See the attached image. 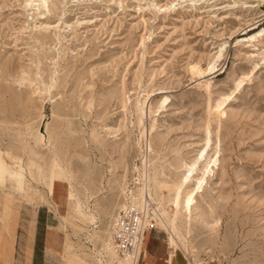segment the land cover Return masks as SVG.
<instances>
[{"label": "rangeland", "instance_id": "374dc122", "mask_svg": "<svg viewBox=\"0 0 264 264\" xmlns=\"http://www.w3.org/2000/svg\"><path fill=\"white\" fill-rule=\"evenodd\" d=\"M263 27L264 0H0V264L28 263L35 216V264H118L103 244L126 193L153 200L163 255L207 140L163 262L264 264Z\"/></svg>", "mask_w": 264, "mask_h": 264}, {"label": "bare ground", "instance_id": "6f19581e", "mask_svg": "<svg viewBox=\"0 0 264 264\" xmlns=\"http://www.w3.org/2000/svg\"><path fill=\"white\" fill-rule=\"evenodd\" d=\"M33 3H34L33 5H38L39 6V3H35V2H33ZM263 34H264V27L262 29H260V30H257L256 32L252 33L248 37L247 40L253 42L254 44H252V45L256 46L257 45L256 42H260L262 40ZM220 50H221V48H220ZM219 56H220V53L218 54L217 58ZM262 56L264 58V49H263V55ZM213 66L214 65L212 64L210 66V69ZM241 81H242V79H239L236 82V85L239 86ZM166 98L167 97L163 98L162 102H160V105H162V103H164ZM144 104H145V101L138 102V104H136V111L139 112V117H138V118H140L139 122H142V119H143V117L145 115ZM143 134H144V132L141 131L140 132L141 137L143 136ZM208 142L209 141L207 140L206 141V145L198 152V154H197L198 157H196L195 160L192 161L187 166L186 171L180 176L179 180L172 186L173 196L171 198V203H172V205H174V214H173V217L169 219L167 224L164 223V226L166 227V230L168 232V238H167V245L168 246H167V249H166L164 255L166 256L168 263L171 261L172 254H173V248L176 246V232H175L176 222H175V220H176L177 214H180L181 212H183L188 217L191 216L192 208L194 206V203L196 202L197 193L200 190H202L203 183L205 181L206 175L210 171L208 166H209V163L212 162L213 160H207L205 165H204V167H203L201 175L200 176H196L197 175L196 174L197 160H199L200 158L206 156V154H207L206 150L208 148ZM147 148H150V150H152V147H151L150 143L149 144L147 143ZM58 171L60 172L61 170L59 169ZM157 173H159V171H157ZM192 178L195 179V183L193 184V186L189 187L188 183L191 181ZM139 179H140V184L142 186V183H141L142 178H139ZM60 180H62V179H58V180L54 181V186L58 187L60 189L59 191H61L62 189H65V188L62 187V181H60ZM137 183L139 184V182H137ZM187 187H188V190H187ZM138 190H139V196H140L141 189L138 188ZM71 196H72V194L68 193V195L66 196V200L68 199V201H71ZM146 196H147V201L146 200L143 201L144 202L143 208L137 203L138 202L137 200H139V197L131 196V198H132V201L134 203L138 204L142 209H145V203L147 204L148 200H152L151 198H149V194L147 192H146ZM74 206L75 205L73 204L72 207H74ZM143 238H144V236H143ZM103 245H104L103 248L106 249L105 252H109V253H112V254L115 253L113 248H112V246H111V244H110V239L106 240V242ZM140 251L141 250H139L138 254H140ZM117 258L121 261V262L119 261L118 264H128V260L126 258H122V257H119V256H117ZM96 262L98 264H101V260L99 258H96Z\"/></svg>", "mask_w": 264, "mask_h": 264}, {"label": "built area", "instance_id": "2783aa9c", "mask_svg": "<svg viewBox=\"0 0 264 264\" xmlns=\"http://www.w3.org/2000/svg\"><path fill=\"white\" fill-rule=\"evenodd\" d=\"M126 194V200L110 222V244L116 255L126 258L128 264H141L138 252L142 248L144 232L158 227L157 221L151 200L142 209L132 201L130 193Z\"/></svg>", "mask_w": 264, "mask_h": 264}, {"label": "crops", "instance_id": "0c3cea01", "mask_svg": "<svg viewBox=\"0 0 264 264\" xmlns=\"http://www.w3.org/2000/svg\"><path fill=\"white\" fill-rule=\"evenodd\" d=\"M45 206V204H43ZM45 222L46 219L43 221V228L42 230V243H43V250H47L49 253L50 248H48V237H47V231H46V237H45ZM40 220H38L37 216H35V220L33 224L25 223L23 224V228L21 230H18V237L21 240H28L29 245L28 247H22L20 251V255L22 259H28L27 264H35V257H34V249L36 246V235L39 230L40 226ZM144 238L142 241V249L140 251V258H141V264H164L163 262V255L165 252H163V255L161 254V241L163 239V236L160 237L159 232L155 229L146 230L144 232ZM45 241V245H44ZM167 249V247H166ZM166 251V250H165ZM142 254V255H141ZM168 263V262H167Z\"/></svg>", "mask_w": 264, "mask_h": 264}]
</instances>
